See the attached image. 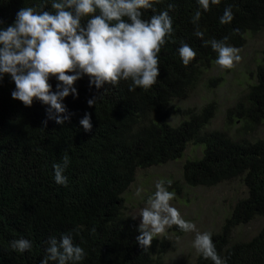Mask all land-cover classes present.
I'll return each mask as SVG.
<instances>
[{
	"label": "trees",
	"instance_id": "trees-1",
	"mask_svg": "<svg viewBox=\"0 0 264 264\" xmlns=\"http://www.w3.org/2000/svg\"><path fill=\"white\" fill-rule=\"evenodd\" d=\"M170 3L174 32L161 46L159 76L146 91H129L130 81L124 80L97 89L84 75L74 84L78 96L69 94L63 100L70 118L57 124L48 118V105L34 98L25 106L12 98L15 84L7 74L0 81V264H40L44 241L69 232L87 253L82 264H164L168 243L155 237L146 251L140 247L139 223L127 215L123 194L138 169L177 160L189 144L204 148L200 158L183 164L186 185L212 187L241 180L246 188V195L212 234L217 253L227 264H264V139L246 137L264 124V50L256 83L226 110L223 129H208L217 110L214 101L200 108L175 104L195 92L215 64L217 54L203 40L227 36V44L243 47L247 34L264 30V0H221L206 12L197 0H162L154 10H142V18L167 10ZM28 6L51 10L48 0H0V27L13 23L17 11ZM228 6L234 18L220 24ZM197 10L202 13L203 38L194 35L196 25L191 22ZM181 42L196 52L187 66L178 53ZM221 79H210L205 86L218 85ZM49 83L55 91L57 81L52 78ZM92 97L101 98L89 106ZM85 112L91 114L90 132L79 123ZM171 117L178 121L172 124ZM236 123L241 124L239 138L227 133ZM64 154L71 160L64 173L66 187L55 183L52 167ZM255 218L263 223L255 236L231 239L233 229ZM21 237L32 242V249L12 251L10 241ZM180 264L213 262L198 255Z\"/></svg>",
	"mask_w": 264,
	"mask_h": 264
},
{
	"label": "clouds",
	"instance_id": "clouds-1",
	"mask_svg": "<svg viewBox=\"0 0 264 264\" xmlns=\"http://www.w3.org/2000/svg\"><path fill=\"white\" fill-rule=\"evenodd\" d=\"M48 2L51 10H38L39 6L23 7L17 11L13 23L0 27V81L7 74L14 82L12 98L22 101L25 106H31L34 98L41 101L49 106L48 118L63 124L70 118L63 100L69 94L78 96L74 84L84 75L89 77L90 87L94 85L97 89L105 83L116 86L124 80L130 81L129 91H135L137 87L146 91L156 83L159 76L158 54L166 43V37L170 39L174 32L169 15L173 4L146 20L142 18V10H154V4L162 0ZM197 3L206 12L211 5L220 4L221 0H197ZM201 15V11L197 10L191 22L196 25L194 35L203 38L204 32L199 28ZM233 18L232 8L228 6L219 22L228 24ZM227 40L225 36L221 40H203V44L210 45L217 54L216 65L231 69L241 57L239 49L227 44ZM178 53L185 66L196 55L183 42ZM52 78L57 81L55 91L49 83ZM100 98H89L87 103L92 106ZM79 123L86 132H90L91 114L85 112ZM70 163L69 155L64 154L61 162L53 164L56 184L68 185V177L64 173ZM171 184L170 179L158 180L145 206L132 215L133 219L137 216L141 218L139 235L136 236L140 247L146 251L156 236L175 225L183 232H196L192 247L204 259H210L213 264H227L226 259L217 253L212 234L196 231L195 224L183 219L177 208L170 204L174 196L168 190ZM139 191L137 189V193ZM91 231L94 233L95 228ZM44 244L45 254L40 264H82L87 255L80 244L74 243L71 232L62 234L59 239L49 236ZM32 246V242L23 237L9 243V248L17 253L29 251Z\"/></svg>",
	"mask_w": 264,
	"mask_h": 264
},
{
	"label": "rangeland",
	"instance_id": "rangeland-1",
	"mask_svg": "<svg viewBox=\"0 0 264 264\" xmlns=\"http://www.w3.org/2000/svg\"><path fill=\"white\" fill-rule=\"evenodd\" d=\"M264 50V30L255 35L247 34L243 47L239 48L241 57L239 62H234L231 69H224L214 64L203 77V80L195 92L182 101L175 104L182 108H200L204 104L214 101L217 106L216 113L211 120L209 130H221L225 127V112L235 101L241 97L247 87L256 83V67L261 62ZM222 78L217 85L205 86L210 79ZM177 117H171L170 122L175 124ZM241 124L228 128L227 133L239 138ZM250 140L264 139V124L256 128L246 136ZM202 145L189 144L184 154L177 160L166 164L153 166L146 169H138L133 183L123 194L125 196L126 213L132 218L145 206L147 198L155 191L158 180H171L168 190L174 193L170 204L177 208L181 217L195 224L196 231L217 233L226 217H229L235 203L246 195V188L241 180H234L212 187H190L183 180L182 167L188 159H197L202 156ZM137 189H140L137 193ZM140 217L136 219L140 223ZM262 219L255 218L249 223L240 225L232 230V240H250L257 234L262 226ZM196 232H183L177 226L166 228L165 232L156 236L164 237L169 250L164 253V264H180L185 260L193 262L197 255L192 247Z\"/></svg>",
	"mask_w": 264,
	"mask_h": 264
}]
</instances>
